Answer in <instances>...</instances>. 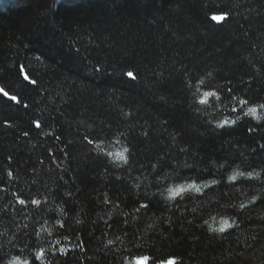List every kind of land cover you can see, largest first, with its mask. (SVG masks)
<instances>
[{"label":"trees","instance_id":"obj_1","mask_svg":"<svg viewBox=\"0 0 264 264\" xmlns=\"http://www.w3.org/2000/svg\"><path fill=\"white\" fill-rule=\"evenodd\" d=\"M0 88V264H264V0H0Z\"/></svg>","mask_w":264,"mask_h":264},{"label":"snow or ice","instance_id":"obj_2","mask_svg":"<svg viewBox=\"0 0 264 264\" xmlns=\"http://www.w3.org/2000/svg\"><path fill=\"white\" fill-rule=\"evenodd\" d=\"M227 18H228V14L226 12H222L221 14H212L210 16V20L211 21L218 22V23L224 22ZM36 59L39 60L40 57H37ZM94 71L100 72L101 69L99 67H95ZM23 74H24L25 80L28 83H30L32 85H36L37 84V81L35 79H33L28 72L24 71ZM124 75H126L130 80H135L136 76L138 75V73H133L132 71H127V72L124 73ZM228 91L231 92L232 89L229 88ZM0 96H3L5 98H7V99H10L12 102H14L16 104H19L21 102L19 96H13L10 92H8L6 89H3V88H0ZM213 97L219 99V96H218L217 92H215V91H205V92H203L202 97L199 99V103L201 105H206V104L209 103L210 98H213ZM240 103H241L242 106H244V105H247L248 102L242 100ZM25 107H27V106H25ZM259 109H264V104L259 105ZM259 109L257 107H248L246 114L247 115H251L254 118H258L257 117V113H258ZM233 110L237 111L238 109H233ZM231 123H234V122H231ZM5 124H7V121H5ZM33 124H34L36 129H41L42 128V124H41V122L39 120H34ZM228 126H231V124H230V122L228 120H224L222 123H220L218 125V127H228ZM248 131L251 133L252 131H254V129L253 128H249ZM24 135L27 136L28 132H24ZM55 139L56 140H60L61 137L59 135H56ZM84 139L87 141L88 144H95V141L92 140V139H89L87 136H85ZM259 148L261 150H264V144H259ZM61 151L63 152L64 150L61 149ZM253 151H255V149H253ZM53 155L54 154L51 152V150H49V156L51 157ZM106 155L115 164L125 165V166H128V165L131 164V159H130L131 153L129 152V150L127 148H125L123 151L108 152V153H106ZM151 167L152 168H156V165L153 164V165H151ZM13 175H14V173L11 170H9L7 172V176L8 177H12ZM238 175L240 177H245V173L244 172H240V173H238ZM247 176L251 177L252 173L248 172ZM117 179L119 180V177H117ZM227 179H228L229 182L232 183V186L234 187L235 186V182L237 181V175H235V174L234 175H230V176L227 177ZM0 183H3V181H0ZM217 183H218L217 179H212L209 184H206L204 186L208 187V188H211V187L217 185ZM136 187H138V186H136ZM187 188L191 189V190H194L197 193L201 192V188L195 182L188 184ZM0 191H7V189L0 188ZM167 191H168V194H169L168 198L172 199V200H176L178 197L181 196V194H183L186 191V189H185V187L183 185H177L175 187L168 188ZM13 196L16 197V203L21 205L22 207L23 206H27L29 204V200H27L25 198H21V194L13 193ZM261 199H264V197L258 196V195H253V196H251L248 204L240 203L238 207H239V209L241 211H243V210L249 208L250 206L256 204ZM30 203H31V205H34L37 208H39L40 205H41V201L38 200V199H31ZM112 203L113 202L111 201V199L107 197V194H105L104 204L107 205V204H112ZM150 204H151V201L149 203L140 202L138 204V207H135V212L136 213H140L141 210L147 211L150 208ZM115 206L119 207L118 205H115ZM261 219L264 220V217H262ZM79 222L80 221H77V223H79ZM56 223H57L59 229H66V227H67V221L66 220H57ZM123 223L126 224L127 221L125 220V221H123ZM106 224H107V222H106ZM223 224H224V227H222L220 229L221 232H223V231H225V229L231 227V225L228 223V221H223ZM107 226L109 228H111V227L114 226V224H108ZM25 227H27V225H25ZM41 227L43 229V225ZM43 230H46V229H43ZM125 235H127L126 232H125ZM76 238L79 239V237H76ZM116 239H119V237H116ZM57 244H59V241H57ZM112 244H113V241L109 240L108 241V245H112ZM52 247H53V249L55 251H59L62 254H66V251H67L66 249H64V248H56L55 245H53ZM75 247L79 248V249H81L83 251L84 247H85L84 242L81 240L79 243L76 244ZM21 251H23V250H21ZM45 256H46L45 251L43 249H41L40 251L35 253L34 260H42ZM0 259H2V257H0ZM148 260H149V258L147 256L138 257L136 259V264H148ZM7 264H33V262L28 260L27 258H22L21 255L18 254L16 256H13L12 259L7 262ZM167 264H175V261L174 260H169L167 262Z\"/></svg>","mask_w":264,"mask_h":264},{"label":"rangeland","instance_id":"obj_3","mask_svg":"<svg viewBox=\"0 0 264 264\" xmlns=\"http://www.w3.org/2000/svg\"><path fill=\"white\" fill-rule=\"evenodd\" d=\"M134 264H136V262Z\"/></svg>","mask_w":264,"mask_h":264},{"label":"clouds","instance_id":"obj_4","mask_svg":"<svg viewBox=\"0 0 264 264\" xmlns=\"http://www.w3.org/2000/svg\"><path fill=\"white\" fill-rule=\"evenodd\" d=\"M200 104V103H199Z\"/></svg>","mask_w":264,"mask_h":264}]
</instances>
